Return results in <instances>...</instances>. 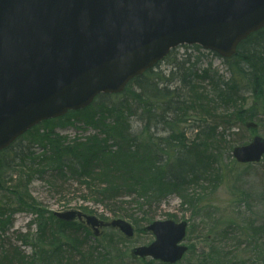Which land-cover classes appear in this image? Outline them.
I'll return each mask as SVG.
<instances>
[{"label": "rangeland", "instance_id": "rangeland-1", "mask_svg": "<svg viewBox=\"0 0 264 264\" xmlns=\"http://www.w3.org/2000/svg\"><path fill=\"white\" fill-rule=\"evenodd\" d=\"M263 49L261 46L257 50L262 54L253 61L256 69L247 62L237 63L238 59L229 64L195 46L179 47L155 68L171 79L168 85L174 90V107L187 108L179 109L177 114L167 113L171 106L157 103L150 112L148 134L170 139V143H161L162 153H174L181 143L193 146L197 161L206 166L197 174L189 171L187 183L161 196L160 203L153 201L148 206L145 195L137 196L139 192L124 194L108 207L97 202L78 178L69 173L57 174L42 162L46 149L32 144L30 132L25 134L19 143L30 150L31 156L5 176L0 189V208L5 211L3 215L0 211L2 263L162 264L149 257L134 258L132 250L155 239L145 230L150 223L173 219L189 223L184 240L189 250L176 264H264V158L259 163L246 164L238 163L232 155L235 146L249 143L255 135L264 138V98L258 95L261 86L254 85L256 75L264 72ZM182 60L186 61L182 68L189 69L184 83L185 70L173 67L174 61ZM206 69L210 72H204ZM131 110L135 111L130 118L131 133L135 135L145 124L140 119L142 111L135 107ZM236 111H245L246 120L256 122L258 128H246L244 121L235 116ZM157 114L163 118L156 119ZM78 119L57 123L55 132L67 142L85 140L97 132ZM44 128V124L38 126L42 131ZM172 133L177 137H172ZM125 168L126 165H119V174L115 175L119 180H113L115 183H122ZM156 185L152 182L147 197L155 192ZM15 190L25 197L28 194L29 203L36 207L20 206ZM38 206L43 214L41 226ZM69 210L103 216L106 221L124 219L133 225L135 235L128 238L119 230L106 228L96 237L78 222L67 224L51 216L53 212ZM15 252L22 253L24 260H15Z\"/></svg>", "mask_w": 264, "mask_h": 264}, {"label": "water", "instance_id": "water-1", "mask_svg": "<svg viewBox=\"0 0 264 264\" xmlns=\"http://www.w3.org/2000/svg\"><path fill=\"white\" fill-rule=\"evenodd\" d=\"M263 28L264 0H0V151L42 121L84 109L101 93H122L172 48L200 44L229 58ZM233 155L259 162L264 139L256 136ZM55 214L107 225L80 211ZM110 225L133 235L124 220ZM187 225L153 222L147 230L156 240L133 254L180 261Z\"/></svg>", "mask_w": 264, "mask_h": 264}, {"label": "trees", "instance_id": "trees-1", "mask_svg": "<svg viewBox=\"0 0 264 264\" xmlns=\"http://www.w3.org/2000/svg\"><path fill=\"white\" fill-rule=\"evenodd\" d=\"M261 46L264 47V29L250 35L243 41L237 56L228 60V63L230 64L234 59H238L237 63L247 62L251 65L250 67L255 68L256 65L253 61H256L262 54L257 52ZM169 58L170 55L166 59ZM181 62L174 61L173 67L178 70H185L184 77H182L184 83L187 75L186 71L189 69L182 68L185 67L186 61L183 62L182 60ZM204 72L207 73L210 70L206 69ZM161 73L150 69L143 75L136 77L123 94H102L86 109L69 112L62 118L45 121L42 123L47 127L44 128V131L38 129L39 125L28 131L27 133L30 132L31 136L33 135L31 138L32 144L38 143L46 149L45 152L47 153L42 156V162L49 164L48 166L56 170L57 174L63 173L66 175V173H69L73 178H78L79 183L85 184L86 190L96 196L94 197L95 200L107 207L112 202L115 204L116 199L122 195L127 196L130 193L137 194V192H139L138 197L145 195L146 203L151 206L153 201L162 202L160 198L164 194L173 193L177 188H181L187 183L189 174H197L201 168L206 166L197 161L196 148L193 146L181 143L178 146L180 149L175 150L174 153H170L168 150L162 153L161 143L167 139L156 138L152 133V136L148 134L152 122L150 112L157 103L171 106L168 108L167 113L177 114L179 109L187 108L174 107V90H171L168 85L171 79L166 78ZM263 74L264 72L257 74L254 78L256 79L254 85L261 86L258 95L262 98H264ZM173 75L174 72L171 73V76ZM189 75L191 74L189 73ZM133 86L134 88H132ZM134 107L142 111L143 115L140 116V119L145 124L141 132L135 135L131 133L130 127L131 113L135 112L131 109ZM188 107H194V105H188ZM244 114L245 111H240L235 116L238 120L245 121L247 118L244 117ZM154 116H156V119L163 118L159 114ZM74 118L84 121L85 124L92 126L97 132L86 137L85 140L75 139L67 142L64 137L55 132V126L61 121H70ZM224 122L228 121L224 119ZM172 137H177V134L172 133ZM156 139L160 142H157ZM167 141L170 143V139ZM164 144L166 145V143ZM29 146L31 147V144ZM11 152L14 153L11 155ZM30 156V150L28 151V148L19 141L0 153V189L4 187L3 180H5V176L8 173L15 172L16 168ZM19 162L21 163L19 164ZM119 165H126L124 169L126 175L121 178L122 183L118 184L113 180H119L115 176L119 174ZM21 166L23 167V165ZM129 174H133V177H128ZM138 182H140L139 185L136 184ZM152 182L157 183L154 192L156 194L151 191L152 195L149 198L147 193ZM17 191L15 190V193L21 202L20 206L30 205L36 207V205L29 203L28 194L25 197ZM37 208L39 218L43 219V214H40V210L42 211L41 206ZM0 211L1 215L5 213V211L2 212L1 208ZM50 219L53 218L50 217ZM15 254V260H24L23 257H20L22 253L15 252ZM12 263L13 261L10 262V264ZM0 264H3L1 258Z\"/></svg>", "mask_w": 264, "mask_h": 264}]
</instances>
